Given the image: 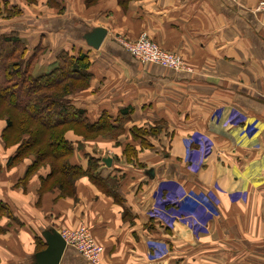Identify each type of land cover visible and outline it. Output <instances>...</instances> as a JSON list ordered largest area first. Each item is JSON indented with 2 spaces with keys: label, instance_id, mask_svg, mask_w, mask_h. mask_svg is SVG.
I'll use <instances>...</instances> for the list:
<instances>
[{
  "label": "crops",
  "instance_id": "0c3cea01",
  "mask_svg": "<svg viewBox=\"0 0 264 264\" xmlns=\"http://www.w3.org/2000/svg\"><path fill=\"white\" fill-rule=\"evenodd\" d=\"M0 4L21 13L0 37L19 41L33 77L63 54L87 58L85 89L68 102L99 127L65 132L69 165L85 173L92 159L97 170L60 189L47 163L28 172L32 155L11 164L18 144L0 119V264H32L43 231L81 227L99 264H264V0ZM95 28L106 35L93 50L82 37ZM141 35L190 72L142 64L117 40ZM60 264L87 263L66 247Z\"/></svg>",
  "mask_w": 264,
  "mask_h": 264
},
{
  "label": "trees",
  "instance_id": "16d2710c",
  "mask_svg": "<svg viewBox=\"0 0 264 264\" xmlns=\"http://www.w3.org/2000/svg\"><path fill=\"white\" fill-rule=\"evenodd\" d=\"M23 49L19 41L13 38H0V117H6L7 126L3 138L8 141L7 138L13 136L15 130L20 138L29 135L27 141L18 143L11 164L32 154L35 161L29 166L28 172L47 163L50 168L48 178H57L60 189L69 187L75 178L83 174L91 179L96 173L97 161L89 159L85 173L78 167L70 166L68 158L72 145L64 139V133L70 128L82 126L95 134L99 132V127L86 124L84 113L74 109L65 99L75 89V83L86 85L89 77L87 58L84 55L74 58L63 54L52 72L33 77L26 69V61H18L24 53L20 51L21 55H13L16 50ZM7 50L10 52L4 56ZM11 60L15 62L10 64ZM59 90L61 94H56ZM106 121V116L102 115L100 123L98 121L101 128H109ZM93 178V181L97 180L98 175Z\"/></svg>",
  "mask_w": 264,
  "mask_h": 264
},
{
  "label": "built area",
  "instance_id": "2783aa9c",
  "mask_svg": "<svg viewBox=\"0 0 264 264\" xmlns=\"http://www.w3.org/2000/svg\"><path fill=\"white\" fill-rule=\"evenodd\" d=\"M232 2V0H230ZM264 7V4L261 5ZM138 43L135 45L120 44L123 50L142 64L157 65L161 68L171 70L176 73L190 72L185 69L178 56L160 50L158 45L151 42L148 37L139 36ZM66 247L79 253L87 264H99L103 254L102 248L97 245L86 228H79L74 231H64L61 234Z\"/></svg>",
  "mask_w": 264,
  "mask_h": 264
},
{
  "label": "rangeland",
  "instance_id": "374dc122",
  "mask_svg": "<svg viewBox=\"0 0 264 264\" xmlns=\"http://www.w3.org/2000/svg\"><path fill=\"white\" fill-rule=\"evenodd\" d=\"M19 14H21L20 12H18V11H16V10H11V11H6L5 10V6H1V4H0V29H4V31H7V26H6V24H7V22H5V20L4 19H6V20H8L10 17H15V16H18ZM0 38H7L6 36H3V37H0ZM139 36H138V39H136L135 41H128V40H126V39H122V38H117V40L119 41V44H128V45H136L137 43H138V40H139ZM151 42H153V43H155L156 45H158L155 41H153V40H150ZM158 47H159V45H158ZM14 49V48H13ZM13 49H10V51H12ZM159 49L160 50H163L161 47H159ZM24 51H22V50H16L15 51V53L13 54V55H21V53L23 52L24 54V56H23V58L22 59H20V60H18V61H20L19 63H25V60H26V55H25V53H26V50L25 49H23ZM10 51H8L7 50V52H4V56H5V54H8ZM20 51H21V53H20ZM164 52H169V51H165V50H163ZM169 53H171V52H169ZM171 54H173L174 56H178V55H176V54H174V53H171ZM180 59V62H182L183 64H184V68L185 69H191L188 65H187V63H185L184 62V58H183V56L182 57H180V56H178ZM17 58V57H16ZM14 59V58H13ZM24 61V62H23ZM13 62H15V60H11L9 63L11 64V63H13ZM27 61H26V69H27ZM24 69H25V66H24ZM28 71H29V69H28ZM30 73V72H29ZM31 74V73H30ZM83 84H81V83H75V89L73 90V92H71V93H69V95L67 96V97H65V99L68 101V99L69 98H71V96H73V95H75L76 93H78V92H80V91H83V89H85V85H83V87L82 88H78V86H82ZM78 88V89H77ZM56 94H61V90H59L58 91V93H56ZM1 115H3V114H1ZM6 117H0V119H4L5 121H6V119H5ZM15 129V125H14V127H13V129H12V131ZM11 131V132H12ZM14 132V133H13ZM12 132V135L13 136H10L9 138H7V140H11L12 142H15V144H18V143H20V141H27L28 140V138H29V135H26V136H21L22 138H20V135H19V133H17L16 132V130L15 131H13ZM16 132V133H15ZM149 135H153V133L154 132H147ZM144 134H146V132H144L143 130H139V131H133V135L134 136H136V137H138V136H141V137H144L145 135ZM64 135H65V133H64ZM141 137H139V138H141ZM18 139H19V141H18ZM183 148L185 149V151L186 152H192L193 151V148H194V145H193V141L191 140V139H189L188 141H187V139H186V143L183 145ZM201 150H202V152L203 151H208L209 150V148H207V146H201ZM125 152L123 153V156L125 157V158H128L129 156H133L134 155V153H133V151L134 150H132V149H130V148H126L125 150H124ZM186 154V153H185ZM32 155V154H31ZM191 155V154H190ZM190 155H189V157H190ZM33 156V155H32ZM186 156H188L187 154H186ZM33 158L35 159V157L33 156ZM57 179V178H56ZM56 179H52L53 181H57Z\"/></svg>",
  "mask_w": 264,
  "mask_h": 264
},
{
  "label": "water",
  "instance_id": "95a60500",
  "mask_svg": "<svg viewBox=\"0 0 264 264\" xmlns=\"http://www.w3.org/2000/svg\"><path fill=\"white\" fill-rule=\"evenodd\" d=\"M105 35L104 29L95 28L85 34L82 39L89 48L96 50L103 43ZM102 162L109 165L110 160L104 159ZM41 236L45 241V249L34 255L32 264H60L66 250L65 241L61 238L60 233L54 229H46L41 233Z\"/></svg>",
  "mask_w": 264,
  "mask_h": 264
}]
</instances>
